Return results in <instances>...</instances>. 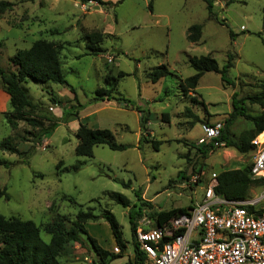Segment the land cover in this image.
<instances>
[{"label": "rangeland", "instance_id": "1", "mask_svg": "<svg viewBox=\"0 0 264 264\" xmlns=\"http://www.w3.org/2000/svg\"><path fill=\"white\" fill-rule=\"evenodd\" d=\"M102 1L110 5L0 0L11 4L0 13V67L12 72L9 59L16 51L28 49L37 40L53 42L59 46L63 77L73 90L53 83L23 85L36 107L32 117L44 128L51 123L57 126L39 143L32 137L39 128L23 121L16 130L9 128L5 118L11 109L0 101V142L8 138L27 153L17 156L0 149V190L5 188L8 195V200H0V215L33 222L41 230V239L49 243L43 226L55 217L65 218L69 229L80 212L100 217L104 210L110 211L121 227L126 251L108 264H128L133 259L130 211L139 209L140 217L143 211L153 217L157 212L186 208L201 195L190 183L192 176L198 175L199 185L206 186L222 171L250 165L252 152L241 154L233 147L214 148L198 141L202 124L219 121L225 126L234 96L239 101L260 92L264 0H233L229 5V0H214L216 20L208 17L201 0ZM193 25L202 27L201 38L194 44L186 40ZM90 34L101 36L96 56H88ZM228 54L234 58L227 74L231 85L218 74L205 73L194 90L180 89L195 74L189 59L210 55L221 70ZM160 65L171 75L152 84L148 74ZM120 73L124 76L119 77ZM100 89L132 105L96 101ZM54 101L59 102L57 106ZM243 106L249 116L261 113L249 101ZM142 116L146 118L143 130ZM79 125L107 129L127 149L115 152L96 146L91 158L75 156ZM253 130L250 121L238 117L228 128V138L239 143ZM152 141L160 142L157 151ZM33 145L34 153L29 154ZM262 191L264 185L255 186L249 197ZM111 193L124 196L129 207L112 201ZM84 228L103 250L114 251L103 219L87 222ZM80 238V244L69 243L61 250L60 264H102L86 237L81 234Z\"/></svg>", "mask_w": 264, "mask_h": 264}, {"label": "trees", "instance_id": "2", "mask_svg": "<svg viewBox=\"0 0 264 264\" xmlns=\"http://www.w3.org/2000/svg\"><path fill=\"white\" fill-rule=\"evenodd\" d=\"M81 5L95 3L101 6L110 5L102 0H71ZM205 4L208 17L211 20H216L213 13L214 0H201ZM119 2H117L118 4ZM233 3L229 0L227 5ZM11 7V4L0 2V13ZM151 9V2L148 6ZM264 13V9L262 11ZM262 28L264 30V16L262 17ZM202 27L199 25L191 26L187 31L186 40L189 43H197L201 38ZM230 38H233L232 32L229 31ZM259 35V34H258ZM101 36L99 34H90L88 36L89 54L88 56H96L100 52L97 45L100 43ZM233 56L227 55V62L220 70L216 61L210 56L193 57L189 59V66L195 71L192 77L185 79L180 84V89L186 93L196 88L198 81L205 73H215L220 75L221 81L227 85L231 82L227 80L228 71L233 68ZM13 67V71L6 72L0 67V90L9 96V107L11 112L6 116L5 120L11 130H16L18 122H26L32 128H39L37 135L32 136L39 143L41 138L51 133L57 126L51 123L48 127H43L42 123L32 117V113L36 107L28 98L27 91L23 87L24 84L31 82L35 85H45L53 83L72 90L63 77V72L60 62L59 46L53 42L46 40H37L26 50H18L9 59ZM169 70L160 65L154 68L148 78L152 84L159 80L170 76ZM124 74L120 73L119 77ZM106 83H109L106 80ZM260 92L257 95L249 96L239 101L232 98L233 112L229 119L225 122L219 142L224 143L226 148L233 147L241 154H247L254 149L251 141L254 137L264 131V82L260 85ZM73 91V90H72ZM96 101H114L117 104L131 106L132 102L124 98H116L110 96L109 92L103 89L97 90L95 93ZM249 101L250 104L260 108L261 113L258 116H249L245 112L244 103ZM59 103V102H58ZM53 102L55 106L58 104ZM242 117L251 122L253 133L247 137L240 139L239 143H234L228 138V128L236 118ZM49 121V120H48ZM146 118L143 116L140 119V129L145 128ZM76 138L78 143L74 149V154L77 157L91 158L93 156V148L96 146H106L109 150L115 152L125 151L127 146L118 144L111 131L107 129H90L83 125H79ZM35 143V144H36ZM152 148L157 151L160 142L152 141ZM200 151H204L205 146H201ZM212 147V145H211ZM1 151L8 152L12 155L27 156L26 152H20L16 146H13L8 138L0 142ZM28 153H34V145L30 147ZM1 165V163H0ZM217 185L214 188V193L231 201H241L249 197L250 190L255 186L264 185V180H252L250 175V165L243 169L222 171L216 176ZM110 199L124 208L129 207V200L118 193H111ZM8 200L6 189L0 190V200ZM185 212V208L173 209L167 212H162L158 215L159 220H166L176 215ZM140 217V210L130 211L128 213V222L131 232V240L133 246V262L128 264H142L143 256L137 251V246L134 241V230L137 220ZM98 218L103 219L109 226L115 246L118 249V254H114L103 250L91 238L84 225L90 221H96ZM158 220V223H160ZM66 220L63 217H55L53 221L43 226V231L50 236L49 243H45L40 237V228L33 222L22 221L16 217L6 218L0 215V264H60L59 256L61 250L69 243H81L80 235H84L86 240L93 250L94 254L99 258L102 264H108L113 260L120 258L126 251V245L122 238L121 227L117 223L115 217L110 211L104 210L100 217L89 212H80L76 215L72 226L66 228Z\"/></svg>", "mask_w": 264, "mask_h": 264}, {"label": "built area", "instance_id": "3", "mask_svg": "<svg viewBox=\"0 0 264 264\" xmlns=\"http://www.w3.org/2000/svg\"><path fill=\"white\" fill-rule=\"evenodd\" d=\"M222 129L219 121L202 124L198 144L224 147ZM251 145V178L264 180V131ZM198 181V175L190 179L201 195L184 213L161 221L162 212L143 211L133 236L142 264H264V191L231 201L214 193L216 176L206 186Z\"/></svg>", "mask_w": 264, "mask_h": 264}, {"label": "crops", "instance_id": "4", "mask_svg": "<svg viewBox=\"0 0 264 264\" xmlns=\"http://www.w3.org/2000/svg\"><path fill=\"white\" fill-rule=\"evenodd\" d=\"M0 101L3 104V106L9 105V96L3 92L2 90H0ZM111 253L117 254L118 253V249L115 248L114 251H111ZM134 257V256H132ZM133 262V259L130 261V263Z\"/></svg>", "mask_w": 264, "mask_h": 264}, {"label": "water", "instance_id": "5", "mask_svg": "<svg viewBox=\"0 0 264 264\" xmlns=\"http://www.w3.org/2000/svg\"><path fill=\"white\" fill-rule=\"evenodd\" d=\"M96 8H98V7H96Z\"/></svg>", "mask_w": 264, "mask_h": 264}]
</instances>
